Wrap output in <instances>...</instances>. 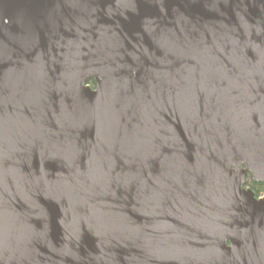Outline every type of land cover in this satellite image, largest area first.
Segmentation results:
<instances>
[{
    "label": "water",
    "instance_id": "water-1",
    "mask_svg": "<svg viewBox=\"0 0 264 264\" xmlns=\"http://www.w3.org/2000/svg\"><path fill=\"white\" fill-rule=\"evenodd\" d=\"M248 175L264 0H0V264H264Z\"/></svg>",
    "mask_w": 264,
    "mask_h": 264
},
{
    "label": "trees",
    "instance_id": "trees-1",
    "mask_svg": "<svg viewBox=\"0 0 264 264\" xmlns=\"http://www.w3.org/2000/svg\"><path fill=\"white\" fill-rule=\"evenodd\" d=\"M95 82L93 80L90 81V86L94 87ZM246 188H250L254 191L256 197H260L264 194V183H255L252 181L251 176L248 175L246 178Z\"/></svg>",
    "mask_w": 264,
    "mask_h": 264
},
{
    "label": "flooded vegetation",
    "instance_id": "flooded-vegetation-1",
    "mask_svg": "<svg viewBox=\"0 0 264 264\" xmlns=\"http://www.w3.org/2000/svg\"><path fill=\"white\" fill-rule=\"evenodd\" d=\"M264 195V194H263Z\"/></svg>",
    "mask_w": 264,
    "mask_h": 264
}]
</instances>
